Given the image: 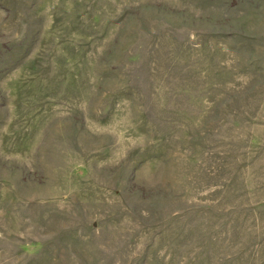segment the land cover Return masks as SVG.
<instances>
[{
	"label": "rangeland",
	"instance_id": "1",
	"mask_svg": "<svg viewBox=\"0 0 264 264\" xmlns=\"http://www.w3.org/2000/svg\"><path fill=\"white\" fill-rule=\"evenodd\" d=\"M0 264H264V0H0Z\"/></svg>",
	"mask_w": 264,
	"mask_h": 264
}]
</instances>
